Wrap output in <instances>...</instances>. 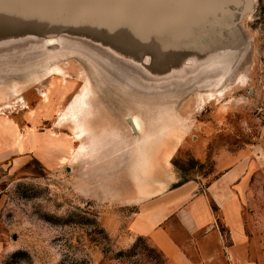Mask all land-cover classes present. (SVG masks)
Instances as JSON below:
<instances>
[{
  "label": "rangeland",
  "instance_id": "rangeland-1",
  "mask_svg": "<svg viewBox=\"0 0 264 264\" xmlns=\"http://www.w3.org/2000/svg\"><path fill=\"white\" fill-rule=\"evenodd\" d=\"M148 1L108 5L133 11L135 23L156 24L174 48L183 44L186 54L166 66L123 40L83 42L71 31L0 26V264H164L129 229L143 190L163 180L170 189L189 181L205 189L232 167L242 174L234 198L249 259L264 264V0L227 4L234 26L216 0ZM46 2L61 10L59 0ZM166 23L185 29L165 30ZM207 24L230 31H206ZM29 65L41 71L38 80L28 75L36 70L22 72ZM216 80L224 92L208 93ZM84 89L91 108L77 129L70 107ZM137 114L141 140L129 123ZM124 147L142 163L122 164L115 153Z\"/></svg>",
  "mask_w": 264,
  "mask_h": 264
},
{
  "label": "crops",
  "instance_id": "crops-1",
  "mask_svg": "<svg viewBox=\"0 0 264 264\" xmlns=\"http://www.w3.org/2000/svg\"><path fill=\"white\" fill-rule=\"evenodd\" d=\"M241 175L239 168L232 167L205 189L195 181L174 189L166 180L150 183L130 221L131 233L146 238L167 264H255L249 259L234 198ZM174 222L186 242L178 239Z\"/></svg>",
  "mask_w": 264,
  "mask_h": 264
},
{
  "label": "water",
  "instance_id": "water-1",
  "mask_svg": "<svg viewBox=\"0 0 264 264\" xmlns=\"http://www.w3.org/2000/svg\"><path fill=\"white\" fill-rule=\"evenodd\" d=\"M139 5L143 4L142 0H135ZM250 4V0H246ZM60 11L51 10L53 4L46 2V0H31V4L28 0H0V26L9 27L7 32L17 33L18 27H29L35 28L36 30L45 32L49 35L60 31V34H65L67 26L74 27H84L87 29L86 33H92L93 29L103 30L108 35L117 39H122L125 42L133 44L136 48L147 52L149 49L150 55L153 56L155 64L160 61L162 64L164 61L168 60V64L173 61V59L182 53L185 49L181 42H179L174 48L173 44L169 41V38H165L163 34H159L158 26L156 24H139L135 23L130 16H134L133 11H125L117 8L109 7L108 3L112 0H59ZM80 2L82 7H88L90 10H79L73 7L74 4ZM150 3L161 4V0H150ZM33 3V4H32ZM234 0H216L217 12H225L227 14L226 23L230 25H235V15L236 12L227 10L229 5L233 4ZM107 4V6H105ZM163 15L170 14L166 12H159ZM208 12L206 11L205 14ZM101 15H110L108 19L100 17ZM173 14L168 17L172 21ZM155 22V20H153ZM133 24L135 28H125L123 25ZM11 27V28H10ZM145 27V28H143ZM206 31L216 30L223 28L229 30V28L224 24L205 25L202 27ZM90 29V30H89ZM165 30H181L185 29L182 24L175 25L166 23L164 26ZM64 31V32H63ZM68 31V30H67ZM29 32V31H28ZM164 32V31H163ZM80 35H85V33H79ZM161 39L162 42H159ZM164 45L167 47L166 54L162 59L156 56V49ZM162 66H166L163 64ZM130 123V122H129Z\"/></svg>",
  "mask_w": 264,
  "mask_h": 264
},
{
  "label": "bare ground",
  "instance_id": "bare-ground-1",
  "mask_svg": "<svg viewBox=\"0 0 264 264\" xmlns=\"http://www.w3.org/2000/svg\"><path fill=\"white\" fill-rule=\"evenodd\" d=\"M47 1V0H46ZM29 2H30V0H29ZM52 3V2H51ZM58 4V3H57ZM55 5V4H54ZM56 8V7H55ZM58 9V8H57ZM51 10H53V9H51ZM60 10V9H59ZM108 16V15H107ZM102 17V16H101ZM109 17V16H108ZM137 21V20H136ZM160 26V25H159ZM122 27H125V28H134L133 26H131V25H123ZM159 28V27H158ZM71 31L72 33H74V32H76L77 34H79V33H85L86 34V30L87 29H85L84 27H81V26H79V27H74L73 26V28L72 27H68L67 26V29L65 30V31ZM90 30V29H89ZM98 31L100 32V31H103V30H100V29H93L91 32L92 33H87V38L83 35V36H81L80 34H79V36H78V38H80V40L81 41H85V40H87V41H91V42H100L101 40H106L107 39V41H117V42H119L120 40H122L121 38L120 39H117V38H114V37H112V38H114V39H110L111 38V36H109L108 34V36L109 37H105L104 36V34L103 33H100L101 35H99L98 34ZM34 32V31H33ZM185 32H186V30H185ZM66 35V34H65ZM67 37V36H66ZM31 38V37H30ZM72 38H74V37H72ZM77 38V37H76ZM106 38V39H105ZM83 39V40H82ZM51 42V41H50ZM102 42V41H101ZM52 43V42H51ZM50 57V56H49ZM52 57V56H51ZM51 57H50V59H51ZM49 59V58H48ZM46 61V60H45ZM49 61V60H48ZM53 61V60H52ZM54 64L55 63H53V65L51 66V67H53L54 66ZM46 66L47 65H42V67L43 68H46ZM56 67V66H55ZM34 68V69H33ZM38 67L36 66V67H32L31 65H29V67L28 66H26V67H23L22 68V72L24 73V74H26V72H27V74L28 73H30V72H32V71H34V70H36L35 72H33V73H31V74H28L29 75V77H32V78H36L37 80L39 79V77H40V75H39V73L41 72H39V69H37ZM50 69V68H49ZM53 69V68H52ZM55 69V68H54ZM53 69V70H54ZM58 69V71H59V68H57ZM9 71H10V69H9ZM8 71V72H9ZM45 71V70H44ZM48 71V70H47ZM50 71V70H49ZM0 72H1V70H0ZM52 72V71H51ZM56 72H57V70H56ZM43 73V72H42ZM56 74V73H55ZM1 76V75H0ZM42 76V75H41ZM235 76V77H234ZM231 78L232 77H234V78H236V80L238 81L239 80V77L240 76H236V75H233V76H230ZM101 78V77H100ZM220 78V77H219ZM97 79V78H96ZM235 80V81H236ZM231 81V80H230ZM226 83V82H225ZM229 84V83H228ZM234 84V83H233ZM226 86V85H225ZM99 87H100V85H99ZM222 86H220V80H216L215 82H212V83H210L209 85H207V92L209 93V92H212V91H215L216 93H218V92H224V89L223 88H221ZM101 89V88H100ZM230 89V88H229ZM229 90H226L225 91V93L226 92H228ZM222 95V94H221ZM95 96V95H94ZM89 98H91L90 97V92H88L87 91V89H84L80 94H79V96H78V98H76L73 102H72V104H71V107H70V110H71V114H70V119H69V121L78 129V128H80L79 126L81 125V123H82V121H81V112H87V111H90V103H89ZM93 98H95V97H93ZM138 115H140V114H137V115H133V116H131L130 117V119H129V122H130V126H131V128H132V130H133V132H134V134L136 135V136H139V139L141 140V136H140V133H143L142 132V130H143V126H142V122L140 121V119H139V117H138ZM141 116V115H140ZM153 128V127H152ZM81 130V129H80ZM76 131V133H77V139H82L83 137H85L84 136V129L82 128V131ZM163 130H164V128L162 129V130H160V131H158L159 132V135L160 134H162V132H163ZM83 132V134H81ZM153 138V135L151 134V135H146L145 137H144V139H145V141H147V140H151ZM116 143L117 144H119V141H116ZM126 148V149H125ZM84 148L83 147H81L80 148V151H78V153L77 154H84ZM87 151V150H86ZM118 153L122 156V160L124 161V163H122V164H129V165H135V164H138L139 162L140 163H142L141 161H142V159L144 158L143 156H140L139 154L137 155L138 157H136L135 155V151H133V150H129V149H127V147H124V148H122L121 150L120 149H118V148H116V153L115 154H117L118 155ZM148 156V155H147ZM149 157V156H148ZM132 159H133V161H132ZM149 161H150V159H149ZM148 161V162H149ZM147 162V163H148Z\"/></svg>",
  "mask_w": 264,
  "mask_h": 264
},
{
  "label": "trees",
  "instance_id": "trees-1",
  "mask_svg": "<svg viewBox=\"0 0 264 264\" xmlns=\"http://www.w3.org/2000/svg\"><path fill=\"white\" fill-rule=\"evenodd\" d=\"M136 247V246H135ZM160 257H161V259H163V262H164V264H165V258H164V256L160 253Z\"/></svg>",
  "mask_w": 264,
  "mask_h": 264
}]
</instances>
